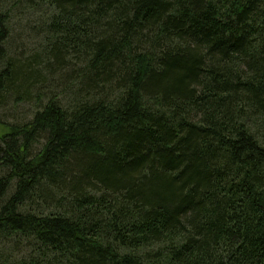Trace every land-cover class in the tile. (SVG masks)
Listing matches in <instances>:
<instances>
[{"label": "trees", "instance_id": "obj_1", "mask_svg": "<svg viewBox=\"0 0 264 264\" xmlns=\"http://www.w3.org/2000/svg\"><path fill=\"white\" fill-rule=\"evenodd\" d=\"M20 103L0 264H264V0H0Z\"/></svg>", "mask_w": 264, "mask_h": 264}, {"label": "rangeland", "instance_id": "obj_2", "mask_svg": "<svg viewBox=\"0 0 264 264\" xmlns=\"http://www.w3.org/2000/svg\"><path fill=\"white\" fill-rule=\"evenodd\" d=\"M23 42V43H22ZM31 40L24 41L19 40V42H16L17 45L21 46V49L24 50L23 54H28L31 51ZM29 45V48H28ZM28 48V50L25 51L24 48ZM54 83H59V79L55 78L52 79ZM13 100V98H11ZM31 103H20L15 104L14 106H10L7 108H0V119L4 121H13L21 118L28 117L31 110Z\"/></svg>", "mask_w": 264, "mask_h": 264}]
</instances>
